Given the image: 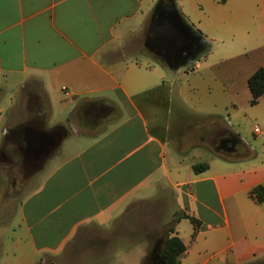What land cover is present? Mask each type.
<instances>
[{"label": "crops", "instance_id": "1", "mask_svg": "<svg viewBox=\"0 0 264 264\" xmlns=\"http://www.w3.org/2000/svg\"><path fill=\"white\" fill-rule=\"evenodd\" d=\"M161 3L174 4L206 42L204 72L193 90H209L212 77L206 75L219 64L226 66L217 78L247 88L255 71L264 69L263 0H0V179H21L11 194L25 201L45 180L39 193L54 195L53 207L37 211L24 202L22 216L31 230L56 215L59 245L43 248L57 264L55 253L75 242L92 244L74 252L85 258L81 264H144L149 251L140 255L120 245L144 242L135 217L143 218L145 205L154 208L156 225L183 243L178 264L264 260V199L257 202L253 193L258 187L264 192V134L254 132L261 139L251 145L233 102L226 103L232 122L211 97L204 101L210 111L182 108L175 124L153 119V134L131 138L137 144L122 157L118 149L127 140H106L110 125L124 118L123 106L141 115L139 98L151 96L171 110L174 95L164 83L155 85L158 68L183 67L169 69L138 50ZM235 52L253 56L235 66ZM250 100L249 92L246 104ZM96 108L105 110L100 120L89 118ZM53 133L49 150L30 154L28 147ZM72 134L85 141H71ZM67 143L72 149L65 150ZM200 164L206 168L194 172ZM50 201L40 198L42 205ZM183 215L195 219L197 229Z\"/></svg>", "mask_w": 264, "mask_h": 264}, {"label": "rangeland", "instance_id": "2", "mask_svg": "<svg viewBox=\"0 0 264 264\" xmlns=\"http://www.w3.org/2000/svg\"><path fill=\"white\" fill-rule=\"evenodd\" d=\"M148 38L144 41V45L141 46L138 50L142 55L149 56L154 58L155 60L164 63L163 58H161L156 51L150 48L148 45ZM235 52L234 59L232 64L235 66H239L241 63L248 60L251 55H243L237 54ZM204 62L205 55L199 56L194 62H191L187 66L177 70L170 71L166 67L160 66L158 68L159 77L157 80V84L162 85L165 84L166 91H171L174 95L173 103L170 105L169 112L167 111V106H156L155 102L151 96H146L135 100V104L137 108L140 110L141 115L138 114L134 109L129 108L128 106H123L124 118L120 121V123L112 124L108 128V136L106 140L118 141L122 137V140H127V143L123 145L122 148L118 149V152H121L120 157H122L127 151L133 148L137 143L134 141L131 143V138L141 139V137L145 138L147 136L152 135V124L153 119L158 120L161 124H175L177 122L176 114L177 112L185 107H193V109H204L205 111H210L211 107L209 105L204 104L206 97H211L216 99V111L222 113V116L225 119H231L232 107L227 106L226 103L230 101V103H234L235 109L238 110L240 119L243 120V124L241 126L242 133L246 136V138L251 142L252 146H256L259 138L254 136V129L258 128L261 131L262 135L264 134V102H261L257 105L250 106L246 104V100L249 97L248 88L242 85L239 81L237 82L232 80H225L217 78L221 71L226 65L219 64L211 69L210 75H206L212 77V82L209 85L210 89L204 88L201 90H193L192 86L195 85V81H200L201 76L204 72ZM195 65H200V68L197 69ZM165 91V90H164ZM205 92H209L210 96H206ZM178 93H183L181 98L177 96ZM236 93H238L236 95ZM233 94V95H232ZM226 96H231L230 99H227ZM150 97V98H148ZM62 98H65L64 94ZM155 113L157 116H152V113ZM56 117L52 119L54 122ZM246 118V119H245ZM51 122V123H52ZM103 124H100L101 126ZM236 127V126H235ZM144 128L145 132L142 131ZM133 131H129V130ZM137 133V136H133ZM113 132V133H112ZM139 135H141L139 137ZM71 141H85L81 136L72 134ZM65 146V150L72 149L70 147ZM116 160H113L111 164H115ZM17 181H21L17 180ZM41 180L37 182V185L31 192L26 196L27 200L25 201V196L17 197L4 195V192L7 194H11L13 191L16 181L13 179H0V223L6 222L8 224V228L5 229L1 226L0 237H2V245H1V256H0V264H57V260L55 258L49 259L51 252L45 250L44 246H51L53 249H56L59 235H55L56 228L55 218L56 215H51L47 220H43L40 224H38L33 229L29 228V225L25 223L23 220V207L24 202L27 206H35L37 211H45L47 208L51 209L52 201L55 197L47 196L46 193L42 195L39 193L40 186L44 184L45 180L40 183ZM55 178H53L49 183L45 186L47 188L54 186ZM44 195V198L49 199L50 202H47L45 205L40 204V198ZM50 203V205H49ZM138 210V214L143 211L142 219H136L138 222L137 229H144L145 240L141 244H121L120 247L122 249L139 251L140 255L144 252H148L150 250L151 241L153 238L162 236L165 240L168 237V234L164 232L159 225H156L160 219L155 218L156 213L151 205H145V209H138L137 207L134 210ZM141 210V211H140ZM158 213V212H157ZM155 215V216H154ZM139 216V215H138ZM40 215L37 216L39 218ZM171 224L168 225L170 227ZM92 244H84L83 242H75L69 243L65 246H62L60 251L55 253L58 255V260L60 264H81L85 258H81L78 253L83 251L84 249H91ZM117 245V244H116ZM116 245H112V249L116 248ZM119 246V245H118ZM140 256L138 255V258ZM83 259V260H82ZM139 259L131 260V264H138ZM262 262V261H261ZM259 262L258 264H260ZM85 263L87 261L85 260ZM146 263V260L144 261Z\"/></svg>", "mask_w": 264, "mask_h": 264}, {"label": "flooded vegetation", "instance_id": "3", "mask_svg": "<svg viewBox=\"0 0 264 264\" xmlns=\"http://www.w3.org/2000/svg\"><path fill=\"white\" fill-rule=\"evenodd\" d=\"M164 12L161 10L153 22V27L151 28V34L148 38V45L151 49L157 52L161 56L171 55L175 57L177 53L181 50H188L187 44L183 39L176 38L175 43L170 46V40L175 38V33L170 27L168 21L163 17ZM105 114V110L96 108L91 111L89 118L95 120L100 118ZM54 134H48L47 137L38 140L37 146L28 147L27 150H31V155H35L38 150L47 151L50 149L51 141L55 142ZM18 152V148L14 150ZM17 182V180H15ZM13 196L14 194H9ZM164 239L162 236H158L152 239L151 246L146 260L147 264H162L161 253L164 245Z\"/></svg>", "mask_w": 264, "mask_h": 264}, {"label": "water", "instance_id": "4", "mask_svg": "<svg viewBox=\"0 0 264 264\" xmlns=\"http://www.w3.org/2000/svg\"><path fill=\"white\" fill-rule=\"evenodd\" d=\"M159 8L164 12L163 17L168 21L176 36L170 40V46L175 43L176 38L183 39L188 46V50L179 51L175 57L167 55L161 56V58H163L164 63L169 69L184 67L195 61L205 52L206 42L199 33L187 25L174 4L163 6L161 3ZM162 264H165L164 261H162Z\"/></svg>", "mask_w": 264, "mask_h": 264}, {"label": "trees", "instance_id": "5", "mask_svg": "<svg viewBox=\"0 0 264 264\" xmlns=\"http://www.w3.org/2000/svg\"><path fill=\"white\" fill-rule=\"evenodd\" d=\"M264 2V0H263ZM247 86L251 94L250 105H256L259 98L264 94V69L259 68L255 73L248 79ZM158 91L163 92L164 90L160 88ZM206 165L200 164L193 167L194 172L203 171ZM256 196L257 202L261 203L264 199V192L262 188L258 187L253 190ZM190 220L195 229L198 227V223L195 219L183 215ZM185 251L183 243L177 237H167L164 241L162 248L161 259L165 264H178V259L181 254ZM264 264V260L260 263Z\"/></svg>", "mask_w": 264, "mask_h": 264}, {"label": "built area", "instance_id": "6", "mask_svg": "<svg viewBox=\"0 0 264 264\" xmlns=\"http://www.w3.org/2000/svg\"><path fill=\"white\" fill-rule=\"evenodd\" d=\"M195 67H198V66L195 65ZM62 91L64 92V94H65L66 96H69V95H70L69 92H67L65 88H62ZM254 132H255V133H259L258 128H255V129H254Z\"/></svg>", "mask_w": 264, "mask_h": 264}]
</instances>
